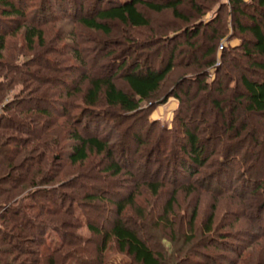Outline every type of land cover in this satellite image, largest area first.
Returning <instances> with one entry per match:
<instances>
[{
	"label": "trees",
	"instance_id": "trees-1",
	"mask_svg": "<svg viewBox=\"0 0 264 264\" xmlns=\"http://www.w3.org/2000/svg\"><path fill=\"white\" fill-rule=\"evenodd\" d=\"M218 1L190 0L189 3L192 6L191 9H194L192 12L201 17L209 12ZM28 2L29 0H0V51L3 49L5 37L11 36L23 26L26 27V5ZM86 5V0H41L39 9L35 12L34 20H32V23L35 25H28L27 28H24L27 31L26 41L28 46H30L29 49L33 50L32 43L35 38L41 40L43 26L59 22L63 19H69L85 29L102 32L105 36H110L111 24L126 26L131 31L141 32L144 30L146 33L150 28V21L144 13L140 12L138 7H142L155 14L171 11L174 18L184 19L185 21L189 20V18L181 14V8L184 5L183 0H162L161 3H152L145 0H128L125 3H121L120 0H93V5L90 8L92 13L90 12L89 15L84 16ZM224 12L227 13L226 18L223 15ZM217 25H222L224 29L226 27V34H228L226 36V44H222L221 57L218 59L217 52L215 53L214 48H211L207 55L205 53L198 59L197 55H195L197 49L195 41L200 35L203 36L204 30L213 31L208 38L210 43L214 40L222 43L223 38H220L218 34L220 32L223 33L225 30H214L213 27ZM245 35L252 37L253 45L251 47L249 46V41L242 37ZM155 39L140 46L142 47V52L140 53L145 54V57L143 56L142 59H133L131 58L133 54H127L134 47V44L128 38L123 42H126L125 44L127 45H130L131 42L133 46H126L123 49L124 51L111 43L99 45L90 40V44H93L94 47L92 50L96 52L90 68L87 71H83L80 66H77L74 69L72 67V70H67L64 66V70H59L67 71V75L64 74L63 76L64 80L62 76L60 78V75H55V87L57 89L64 87L63 89L66 90L65 96L67 98L81 92L80 88L77 87L81 82L84 83L87 80L88 83L84 87L85 92H81L83 96L82 103L77 106L82 108L79 115L83 118L84 125L80 134L79 131L74 130V133L70 136L74 144L71 147L68 160L72 165L82 163L88 159L89 153H94L104 158L97 164V172L95 171L86 176L85 180L89 181L90 184L85 181L82 184H76L81 177L74 179L73 187L77 185V189L80 188L82 193H79L75 197L60 193V196L55 198L53 192H57L59 188L53 187L51 190H46L45 185L49 182V178H46L44 174L41 176V171L38 168L34 167L27 174L28 166H26V162L24 161L31 160L34 157V153L32 155V152L31 154L29 152L24 155L23 163L17 169L19 176H16L14 180L15 182L17 180V182L11 188L2 190L3 195L1 199L4 203L0 205V235H2L1 239L3 242L0 241V244L3 247L6 244L10 245L8 247L10 249H7L6 252L12 251L11 247L16 250H14L15 254L11 256V259L7 256L4 258L0 257V264H28L27 258L20 259L21 256L27 257V253H32L31 246L28 244L38 249L44 248V250H48L44 239L49 234V231H58L61 245L53 252H48L50 260L45 255H41V252L38 253L35 250L34 253L37 257L31 260L33 264H55V261L52 260L53 257L63 255V252L69 246L75 247L69 252V255H71L69 259L73 263L102 264L105 248L104 242L108 239H113L117 251L129 259V264H221L222 262L237 259L235 257H238V255L233 257L234 259L229 258L228 260L227 256H220V260V258L211 252H196L194 250L197 246L194 243L195 238H191L188 234H184V237L182 236L184 242L179 248L178 246L176 247L173 255H170L168 248L162 245H159V250H154V247H150L149 245L143 226L125 218L123 211L126 205H132L134 198L139 196L142 190L147 195L146 201L143 200L146 203L148 199L160 198L167 187L172 189V197H174L177 190L197 191L200 194L213 195L215 197L226 195L234 197L242 204L247 203L250 198L253 199L257 195L262 196L264 193V190H261L264 187V159L262 152L264 142H260L259 136L261 135L257 134L256 128L251 127L250 129V124L246 118H241V124L237 123L236 113L239 107H243L247 115L261 117L263 119V132L261 134L264 133V0H222L212 13L210 19L192 23V25L175 31L172 35H160ZM232 39H237L239 44L232 46L229 43ZM160 44L167 46V51L163 53L162 50L165 47ZM156 45L158 46L156 47ZM240 50L243 51V56L248 59V71L254 72V76L251 78L248 77V73L246 74L245 70L243 71L242 67L239 66L240 68H238L241 61L236 56V53ZM116 52L119 54V57H117L119 59L113 58L110 65L108 63L104 64V61ZM53 53L55 55L58 52ZM76 54H80V62L83 61L81 60V52ZM213 54H215L213 63L206 64V57ZM228 56H233L235 60H231V63L225 62ZM33 57L23 58L24 61L21 64L16 62L14 67L16 74H19V76L28 74L27 68L30 69L39 60L38 58L34 60ZM151 57H153L152 60H150ZM53 59L50 56L46 58L48 62H53L54 64L55 62L56 64H60V62L64 63L63 61H65H54ZM130 59H132L131 62H129ZM38 64L39 69L42 66L45 67L40 62ZM83 64L84 62L81 66ZM215 64L217 65L215 66ZM180 65H185L186 67L193 65V69H202L204 67L205 71L200 78L194 77L189 80L192 81V84L197 83L198 87V93H196L197 95L193 99L194 102L200 101L202 104H205L203 100L206 98L200 97L199 93L205 92V96L207 97L208 94L210 96L212 93V100H209V103L213 110H211V114L213 113L215 118L212 121L214 127L209 129L208 133H206L208 136L202 139L200 134L204 128H201L202 126L200 125L204 124V120L200 118L205 112L197 113L195 108L191 106L192 102L187 100L186 104L179 95V92L175 91L171 96L177 101L172 128L162 127L158 129L159 139L155 142V148L150 147L151 150L147 151L145 164L146 168L152 166L154 155H156L158 160L163 159L170 162L171 167L167 178L171 180V183L165 177L160 179L158 167L154 171L153 177L148 178L150 172L153 171L149 169L145 170L142 177H137L131 168L128 167L129 165L127 166V163L130 161L132 164L134 163L139 148L151 143L149 139L153 136L150 134L146 140H143L139 136L140 134H135L136 124L134 123L131 125V128H127V131L124 132L125 130L122 129V123L120 122L122 121L124 125L125 122L122 118L139 116L140 118L136 121L137 123L142 121V128L145 127L147 129L145 135L151 133L153 129L157 130L160 124L152 122L148 118L152 106H143L141 103L153 99L157 100L161 84L174 67L178 68ZM1 67L3 66H0V69ZM109 67L112 72L104 75L106 68L110 70ZM98 76L100 77L97 78ZM66 80L74 84L71 90L68 89L69 83ZM118 80L123 82L126 90L117 87L116 81ZM35 82L33 81L32 83ZM1 85L7 88L4 81L0 82V87ZM27 87H31V85H27ZM38 87V84H35L31 88L39 91ZM188 92L189 90L186 93ZM38 93L41 94V92ZM42 93L45 94L44 91ZM59 95H61V92H59ZM55 101L51 97L45 96H40V98L38 96L36 98L24 97L17 103H8V105H12L13 107L9 108L7 105L6 107L8 109L7 112L10 114L29 113L30 121H35L36 115H41V117H45L46 119L51 118L53 116L52 112L55 110L53 104ZM57 102L62 103L59 100ZM164 102L162 100L160 104ZM63 105L62 113L64 115L62 117H67L70 114V111L67 110L68 107L70 108V102L64 101ZM144 114L145 116H142ZM80 116L78 119L76 118L75 123H81ZM2 119L4 118L0 117V122ZM216 122L219 123V127H216L218 126ZM30 125L31 127L29 126L24 132V134H30V136H22L24 137L23 142L28 143L35 140V132L39 131L35 123H30ZM42 133L44 134V132ZM82 133H84L83 136L81 135ZM111 140H115V142L111 143ZM130 140L133 141L134 145L129 144L131 143ZM231 141L235 142L231 143ZM224 142H229V144H224ZM111 145L115 146L111 147ZM248 147L249 149L259 147L261 150L255 154L248 152ZM148 149L146 147L145 150ZM20 150L17 149V152ZM35 153L39 154V156H35L34 159L39 162L43 152L37 151ZM150 155L152 156L150 157ZM216 155L219 157L217 161H211V158ZM258 161L260 163L259 166L257 165ZM8 163L13 162L10 160ZM101 165L102 167L100 168ZM9 168H12V166H0V175L2 173L7 174L6 171ZM100 174L105 175L107 178L109 177V179L118 180V186H115V183H111V189H101L99 185L102 182ZM182 178L185 179L184 182L177 183V180ZM85 186L89 188L86 189L84 188ZM13 189L17 194L11 196L10 192ZM77 189L76 192L78 193L79 189L78 191ZM84 189L90 190L86 192ZM26 191L28 193H25ZM19 197L20 199H17ZM172 202L173 200L171 199L166 202L164 208L162 207L161 216L156 219L157 226L161 225L162 230H166L164 223L168 222L169 205ZM10 203L16 206L6 208V204ZM93 203L101 205L105 203L114 207V211L112 212L114 216L107 221V224H109L108 228L99 226L100 224L96 221L92 223L93 221L89 220L90 214L88 216L85 208L86 205ZM259 206L260 208L256 212V217L252 218L250 215L246 219L249 224H252V220H260V211H264V199ZM36 207L41 212L42 208L45 211L47 210L46 212H49L53 216L70 215L76 228L83 227L81 220H79L83 217L85 225L90 232L101 237L100 242L90 249L87 245L91 237L84 240V238L82 239L77 234L75 239L81 240L77 244V240L69 239L68 234L66 237L62 227L55 226V229H53L46 224L37 223L36 216L31 217L27 214V211H31ZM145 209L148 208L145 207ZM149 212L152 215V211L149 210ZM77 213L81 215L80 218ZM133 213L137 220L143 219L148 221L147 216H145L142 210L136 209L133 210ZM249 214L247 215L249 216ZM194 218L195 214L192 216L190 225L194 223ZM97 219L103 221V223L104 221L106 222L102 215H99ZM6 225L20 229L19 233L8 232ZM56 227L58 228L56 229ZM257 228L261 232L264 231L263 224L257 225ZM205 229L206 233L212 231L211 222ZM162 230L161 233H163ZM248 230L243 232L242 235L238 233L236 236L235 241L240 242L239 246L242 244L247 247V243H241L242 241H246L244 240L245 237L249 238L246 241L248 243L257 237L254 236V231L250 232ZM22 237H27V239H22ZM160 237L161 240L167 239H164L162 236ZM225 241H228L227 237L222 235L219 238L212 236V238H208L202 242H205L204 249H215L216 251L222 249L231 252L227 249L229 247L234 252L236 247L235 242L225 244ZM172 242L173 240L170 238L169 243L172 244ZM245 247H242V249H245ZM191 252L192 255H190ZM187 254L189 255L186 256ZM8 256H10V253Z\"/></svg>",
	"mask_w": 264,
	"mask_h": 264
},
{
	"label": "rangeland",
	"instance_id": "rangeland-1",
	"mask_svg": "<svg viewBox=\"0 0 264 264\" xmlns=\"http://www.w3.org/2000/svg\"><path fill=\"white\" fill-rule=\"evenodd\" d=\"M128 0H120L121 3H125ZM152 3H161L162 0H145ZM222 0H219L212 9L202 15L201 17L197 16V14L194 11V9H191V4L189 3L190 0H183L184 5L181 8V14L189 18V20L184 19H176L173 17L171 11H164L160 14L152 13L146 9H143L142 7H138L140 12L144 13V15L148 18L150 21V28L144 32V30L140 31H131L126 26H121L119 24H111V34L110 36H105L102 34V32H95L92 30L85 29L84 27L76 24L73 21H70L69 19H63L59 22L46 25L42 27V38L41 40H37L36 38L33 40L32 48L33 50H30V46H28V43L26 41V32L24 28H27L28 25L34 26L35 24L32 23V20H34V14L39 9L41 0H29V2L26 5V13H27V23L26 27L23 26L20 29H18L15 33H13L11 36L5 37L3 40V49L0 51V82L4 81V84L6 87H0V117L4 118L0 122L2 128L0 129V166H6L10 165L12 168L7 169V174H1L0 175V205L4 202L2 201V190L11 188L16 179V176H19L17 173L18 167H20L23 163V160L25 158L24 155L27 153L32 155L34 153L35 156H39V154H36L37 151H42L43 154H41V160L38 162L34 157L30 160H25L26 166H28V173L31 171L34 167L38 168L41 172V176L44 174L46 178H49V182L46 183L45 188L46 190H51L53 187L59 188L57 192H53L55 198L57 196H60V193L69 195L70 197H75L79 193H82L77 189V185L73 187V181L74 179H77L81 177V179L76 183L82 184L83 181L86 183H89V181H86L85 178L87 175L97 172L98 167L97 164H99L104 157L98 156L94 153L88 154V159L82 163H77L75 165H72L70 161L68 160L69 153L71 151V147L73 146V141L70 138V136L74 133V130L79 131V134L81 132L82 126L84 125L83 118L79 115L81 113L82 108L77 107L78 104L82 103V91L85 92V86L88 84L87 80L84 83H80L77 87L80 88L81 92L75 93L72 95V97L67 98L65 96L66 90L63 89L64 87H61V89H57L55 87V75H60V78H62L65 75H67V71H59L63 69L65 66L66 69H73L77 66H80L83 71H87L90 66L93 63V56L95 57V53L92 49H94L93 44H90V40L93 42H96L99 45L111 43L118 46V49L121 48V50L125 49L126 46H133L131 48L130 52L127 54H133L131 58L133 59H139L145 57V54H141V48L140 46H143V44L149 43L152 40H156L155 38L157 36H169L172 35L175 31H179L182 28L192 25V23H198L201 20H208L212 16V13L215 11L218 5H220V2ZM86 7H85V15H89L91 12L90 8L93 5V0H86ZM89 6V7H88ZM87 8V9H86ZM87 10V12H86ZM92 13V12H91ZM225 18L227 17V13H223ZM196 17V18H193ZM214 30L222 31L224 28L222 25H217L213 27ZM226 29V27H225ZM224 29V30H225ZM213 33L211 30H204L203 36L200 35L197 40L195 41V44L197 46L195 55H197L198 59L201 58L202 55H207V53L210 51L211 48H214L213 50L215 53L217 52L218 59L221 57L222 52V44H226V30L222 33L220 32L218 36L223 38L222 43L220 41L217 42V40H214L212 43L208 41V38ZM244 39L249 41V46L251 47L253 45L252 37L245 35L242 36ZM130 39V41L133 43L130 45L125 44L123 41L126 39ZM122 42V44H121ZM154 42V41H153ZM217 42V43H216ZM229 42V41H228ZM232 46H237L239 44L237 39H232L229 42ZM164 46L163 44H160ZM166 45V44H165ZM216 45V46H215ZM158 45H156L157 47ZM161 46V47H162ZM160 47V48H161ZM164 50L162 52L164 53L167 51V46H164ZM155 48V47H154ZM169 49V48H168ZM84 50V51H83ZM183 52L184 49H182ZM58 52L54 55L53 52ZM124 51V50H123ZM52 52V54H50ZM74 52V53H73ZM78 52H81V61L80 62V54H76ZM122 52V51H121ZM120 52V54H121ZM214 55L206 57L205 63H213ZM33 57L34 60L38 58V63L40 62L41 65H45V67L42 66L41 69H39V64L35 63L32 65V67L28 70V74H24L23 76H19V74H16L14 71V67L16 62H19L21 64L24 59L23 58H29ZM47 56H50L54 61L55 60H65L64 63L55 64L53 62H48L46 60ZM236 56L240 58L238 68L242 67L243 71H246V74L248 73V77H253L254 72H249V62L248 59L243 56V51L240 50L236 53ZM119 54L116 52L113 56L109 57L104 61V64H111L113 58L119 59ZM72 58V59H69ZM153 57L150 58L152 60ZM231 60H235L233 56H228L226 61L227 63H231ZM116 61V60H115ZM132 59H130L129 62H131ZM231 61V62H230ZM84 62V64L81 66V64ZM46 63V64H45ZM226 63V64H227ZM235 63V62H234ZM37 64V65H36ZM65 64V65H64ZM77 64V65H76ZM103 64V63H101ZM37 67H36V66ZM217 64H215L216 66ZM196 66V65H195ZM240 66V67H239ZM110 68V67H109ZM64 70V69H63ZM205 69L204 67L202 69H193V65L190 67H186L185 65H180L178 68L174 67V69L168 74V76L165 78L163 83L161 84V87L157 94V100H149L144 103H141V105L145 106H152L149 114V120L152 122H158L160 126H158L157 130H152L151 133L146 134V128L143 127L142 121L138 122L140 117L135 116L132 118H122L124 119V125L122 123V129L127 131V128H131V125L136 124L135 126V134H140L139 136L142 137L143 140H146L148 138V135L152 134V138L149 139L151 143L145 145L144 147H140L138 150L137 157L135 156L134 163L130 161L127 163V166L131 168V170L135 173L137 177H142L145 170L149 169L150 175L149 177H153L154 171L159 170V177L160 179L162 177H165L166 180L170 181L167 177L169 176V169L171 167V163L167 162L163 159H157L156 155L153 156V165L149 167H145L146 164V156L147 151L151 150L150 147L155 148V142L159 139V130L162 127H166L168 129L172 128V120L174 112L177 109V101L171 97L175 91L179 92V95L183 98L184 102L187 104V100L192 102V107L195 108V111L198 112H205L201 116V120H204V124L200 125L201 128H204L203 132H201L200 137L202 139H205V136H208L206 133H208L209 129L213 128L212 121L214 118L213 113L211 114L212 107L209 103V100L212 99V93L208 94L209 99L207 100V96H205V92L199 93L200 97L206 98L203 101L205 104H202V102H194V97L198 93V87L197 83L192 84V81H190V78H200V76L204 73ZM111 68L105 69L104 75L111 73ZM233 72V70H231ZM103 75V72H102ZM62 76V77H61ZM98 76L97 78H99ZM67 78V77H66ZM77 79V78H75ZM43 80V81H42ZM64 80V77H63ZM33 81H36L35 83H32ZM74 81V80H73ZM77 81V80H75ZM69 83L68 89L71 90L73 88L74 84L71 83V81H67ZM38 84L39 91H36L37 89L31 88L33 85ZM27 85H31V87H27ZM116 85L118 88L126 90L125 85L120 80L116 81ZM189 90L188 93H186ZM45 92L43 94L42 92ZM24 92V93H23ZM38 92H41L38 93ZM59 92H61V95H59ZM23 93L22 95H20ZM40 96L42 97H48L56 100L53 104L55 106V110L53 113V116L51 118L46 119L45 117H41V115L35 116V121H30L29 113H20L14 115V113H8L7 112V106L13 107L12 105H8V103H17L21 98H36ZM214 96V95H213ZM57 100L61 101L62 103H58ZM163 100V104H160V101ZM70 102V108L68 107L67 110H69L70 114L67 117H62L64 114L62 113V107L63 102ZM194 102V103H193ZM11 103V104H12ZM212 110V111H211ZM6 113H4V112ZM3 114V115H2ZM116 114V113H115ZM143 114V113H142ZM201 114V113H200ZM199 114V115H200ZM246 115V116H245ZM79 116L81 117L80 121L81 123H75L76 118L78 119ZM117 116V115H116ZM142 116H145L142 115ZM237 116V123L241 124V118H246L247 122L250 124L251 127L256 128L257 134L261 135L259 136L260 142H264V133L261 134L262 131V123L263 119L261 117H257L255 115H247L246 112H244L243 107H239L238 112L236 113ZM12 119V120H10ZM126 120V121H125ZM219 121V120H218ZM35 123V126H38L39 131L35 132L34 139L31 142H23L22 136L27 135L30 136V134H24L26 129L31 127L30 123ZM217 123V122H216ZM219 127V123H217ZM216 124V125H217ZM0 126V127H1ZM142 128V129H141ZM43 130V131H42ZM44 132V134L42 133ZM46 132V133H45ZM41 133V134H39ZM104 134V133H103ZM129 134V133H128ZM82 136L84 133L81 134ZM102 135V134H100ZM212 135V134H211ZM210 135V136H211ZM146 136V137H145ZM130 137V135H129ZM125 140V139H124ZM48 142V143H45ZM115 142V140H111V143ZM131 145H134L133 141L130 140ZM235 142V141H231ZM229 144V142H224V144ZM115 146V145H111ZM149 148L148 150H145ZM222 147V145H221ZM247 147V146H246ZM17 149H21L19 152H17ZM23 150V151H22ZM26 150V152H24ZM261 150L259 147H255L254 149H249L248 152H252L257 154ZM22 151V152H21ZM3 152V154H1ZM5 152V154H4ZM21 152V153H20ZM263 159H264V147H263ZM218 155V154H217ZM217 155L211 158V161L216 162L217 161ZM262 157V153L260 154ZM24 156V157H23ZM152 155H150L151 157ZM17 159V160H16ZM12 160L13 163H8ZM16 160V162H14ZM259 161L257 162V165L259 166ZM263 164V163H262ZM102 165L100 166V168ZM160 168V169H159ZM135 170V171H134ZM85 176V177H84ZM101 179L100 188L101 189H111L110 185L111 183H115V186H118V180H112L107 178L105 175H99ZM84 177V178H83ZM185 179H178L177 183H183ZM170 186V185H169ZM61 187V188H60ZM98 187V186H97ZM89 188V187H84ZM118 188V187H116ZM76 189L78 193L76 192ZM143 189V188H141ZM85 190V189H84ZM90 189L85 190L86 192H89ZM264 190V187L261 189ZM260 190V191H261ZM141 191V194L134 198L133 203L131 206L126 205L123 211V215L125 218H128L129 221H135L138 225L143 226L144 232L146 234V238L149 241L150 247H154V250H159V245L164 246L165 248H168L169 254L173 255L174 251L176 250V247L178 248L183 244L184 242V234H188V236H191V238L194 239V243L197 244V246L194 248L196 252H211L214 255H216L218 258L220 256H227V260L229 258H233L236 255L238 257L234 261L229 260V262H222L221 264H264V231L261 232V230H258L257 225H264V211H260V220H252V224H249L246 219L250 217V215L253 217H256V212L260 208V204L264 199V193L262 196H255L253 199L250 198V200L245 203H239L237 198L230 197V196H221V197H215L213 195H204L200 194L197 191H186V190H177L175 192L174 197H172L171 192L172 189L170 187H167L164 194L160 198H152L151 200L148 199V202L144 203L146 194ZM175 191V190H174ZM259 191V193H260ZM25 193H28L26 191ZM77 193V194H76ZM262 193V191H261ZM260 193V194H261ZM17 194L14 189L10 192V195L13 196ZM53 196V197H54ZM17 199H20L17 198ZM173 200L171 205H169V218L168 222L164 223L166 226V230H162L160 227L161 225L157 226L156 219L161 216L162 213V207L164 208L166 202L168 200ZM4 200V199H3ZM46 202V201H45ZM158 202V204H156ZM7 203V202H5ZM143 203V205H142ZM146 206H145V205ZM16 206L13 203L6 204L7 207H14ZM52 206V204H50ZM67 207V204H66ZM147 207L148 209H145ZM109 208V209H108ZM140 209L145 213V216H147V220L138 219L135 217V214L133 213V210ZM5 210V209H4ZM40 211L39 208H33L31 211H27L29 216H36L37 223H43L51 228L55 229V226L62 227L63 232L69 236V239H75L76 235L78 234L82 239L86 240L87 238L91 237V240L89 241V244L87 245L88 248L92 249L94 246H96L97 243L100 242L101 237L94 235L85 225V219L81 217L79 213V220H81L83 227H77L75 226V223L70 215H58L53 216L50 215L49 212H46L43 208ZM85 210L88 212V216L90 214L89 220L92 223H95V221L100 224L99 226L102 227H109V224H107V221L113 218V211L114 207H112L109 204H98L93 203L91 205H86ZM152 211V215L149 212ZM45 211V212H44ZM251 213V214H249ZM1 214V213H0ZM193 214H195L194 223L190 225V221L192 219ZM249 214V216L247 215ZM99 215H102L106 222L101 221L97 219ZM151 215V216H150ZM250 221V220H249ZM211 222V232L206 233L205 228L210 224ZM130 225V223H128ZM56 227V229L58 228ZM249 229V230H248ZM252 229V230H251ZM6 230L8 232L12 233H19L20 229H15V227L7 226ZM161 230L163 233H161ZM254 231L255 235L257 236L252 241L250 240L248 242V237H245L244 240L241 243L246 244L247 247L244 245H240V242L235 241L236 236L242 235L245 231ZM257 233V234H256ZM19 235V234H18ZM185 235V236H186ZM224 235L227 237L228 241H225L226 243L231 244L230 242L234 243L236 245L234 252H232L229 247L227 248L229 251H224L222 249H219V251H216L215 249H204L205 242H202L204 240H207L208 238H212V236L215 238L216 236L219 238L220 236ZM167 238L166 240H161V237ZM183 236V237H182ZM2 235H0V241H2ZM172 238L173 242L172 244L169 243V239ZM22 239H27V237H22ZM67 239V238H66ZM46 241V248L48 250H44V248L38 249L37 247L32 246L31 244H28L31 246L32 253H27L26 256H21L20 259L27 258L29 263L33 264L31 261L33 258H36V252L40 253L41 255H45V257H48V252H53L61 245V238L58 233V231H49V234L44 239ZM217 240V239H215ZM81 240H77L80 242ZM175 241V242H174ZM75 243V242H73ZM105 248L103 251V260L102 264H129V259L124 255L117 251L115 242L113 239H108L105 242ZM223 243V242H222ZM76 244V243H75ZM158 244V245H157ZM207 244V243H206ZM245 247V251L242 249V247ZM10 247V245L6 244L1 245L0 244V257L4 258L7 256L9 259H11V256H14L15 248L11 247L12 251L6 252L7 249ZM2 248V249H1ZM45 248V249H46ZM75 247H67L65 249L66 251L63 252V255L53 257V261H55V264H75L73 263L69 258L71 255H69L70 251L73 250ZM40 250V251H39ZM194 251V252H195ZM10 253V256H8ZM12 254V255H11ZM194 254V253H193ZM67 255V256H66ZM94 255V254H93ZM187 254L186 256H188ZM192 255V252L191 254ZM48 260L49 257H48ZM232 261V262H231ZM231 262V263H230ZM36 264V263H35Z\"/></svg>",
	"mask_w": 264,
	"mask_h": 264
}]
</instances>
